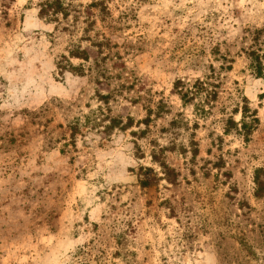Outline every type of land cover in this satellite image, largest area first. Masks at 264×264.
I'll return each instance as SVG.
<instances>
[{
    "label": "rangeland",
    "instance_id": "obj_1",
    "mask_svg": "<svg viewBox=\"0 0 264 264\" xmlns=\"http://www.w3.org/2000/svg\"><path fill=\"white\" fill-rule=\"evenodd\" d=\"M42 1L0 0V264H264V0H106L104 21L80 0L69 28ZM75 46L83 74L61 70Z\"/></svg>",
    "mask_w": 264,
    "mask_h": 264
},
{
    "label": "trees",
    "instance_id": "obj_2",
    "mask_svg": "<svg viewBox=\"0 0 264 264\" xmlns=\"http://www.w3.org/2000/svg\"><path fill=\"white\" fill-rule=\"evenodd\" d=\"M80 1V0H43L39 4V17L45 21L53 22L56 23L57 25L61 24L63 21L68 24L67 28H69L70 24L76 25L80 20L83 15V11H81L80 8H82V4L76 5L75 2ZM98 9L100 12L101 20L104 21L107 16L110 15V10L109 7L106 3V0H96L92 4L88 6V9ZM90 15V14H89ZM72 17V18H71ZM89 21V17L86 18L87 23ZM88 28H85L84 34L86 35L84 39L91 41L92 45L98 50H101L103 45L102 43H96L92 42V39L87 36L89 34V31L93 29L94 25L96 24L95 21L88 22ZM72 27V26H71ZM64 60L68 63V65H61L62 68L61 70H69L70 72L78 73V74H83L84 72V67L83 65H80L79 67H75L71 63V59H77L81 60L83 62H89L90 57H89V52L85 49H83L81 46H75L69 51V55L66 58L65 56L63 57ZM251 62L252 66L254 69V72L256 76L259 79L264 80V54L260 55L256 52L251 54ZM198 83V82H197ZM197 83L193 85V87H186V84L184 82L178 81V84L176 85V89L180 95L181 101L183 102L184 106H187L189 104H193L194 107H196V104L194 102L197 99V95L199 94V88ZM195 87H197V90H195ZM201 87V85H200ZM106 99V98H104ZM204 114H206V111L203 109L202 110ZM95 111H92L89 115H86L84 117V123L86 126L90 124H96L97 119H93V115L95 114ZM151 113V112H150ZM250 115V117L248 116ZM248 119L250 121L248 122ZM150 118L147 119L144 124L146 126L149 125ZM258 122L257 114L254 113H249L248 107L244 106L242 109V121H241V132L243 133V136L248 139L252 132V127L253 125ZM121 127L122 130L128 129V127L132 126V121L128 120V123L122 124L121 120L113 119L110 122V126L107 128L108 131L112 130V128H115V126ZM121 125V126H119ZM70 130L72 133V136H77L81 132V120H78L75 123H72L70 125ZM135 136H138L136 132H134ZM141 137L146 136V131H142L140 133ZM164 149L160 148L158 151L153 150L151 153V157L153 162L157 163L164 171L165 175L168 176V172H170V168L164 161ZM152 172V170H148ZM262 171H257L256 177H255V189H254V197L257 199H262L264 198V178H262L261 175ZM152 176H146L143 179L140 180V185L143 188H147L152 185L153 180ZM241 246L243 249L247 252V256L251 259H256V253L252 246L248 243L247 240H241L240 242Z\"/></svg>",
    "mask_w": 264,
    "mask_h": 264
}]
</instances>
